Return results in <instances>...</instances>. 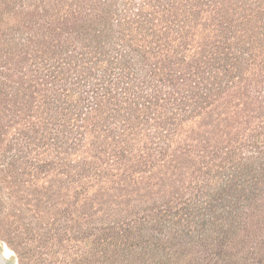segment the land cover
Returning <instances> with one entry per match:
<instances>
[{"label":"trees","instance_id":"trees-1","mask_svg":"<svg viewBox=\"0 0 264 264\" xmlns=\"http://www.w3.org/2000/svg\"><path fill=\"white\" fill-rule=\"evenodd\" d=\"M136 4L40 82L75 192L162 235L198 226L178 241L264 236V0Z\"/></svg>","mask_w":264,"mask_h":264},{"label":"rangeland","instance_id":"rangeland-1","mask_svg":"<svg viewBox=\"0 0 264 264\" xmlns=\"http://www.w3.org/2000/svg\"><path fill=\"white\" fill-rule=\"evenodd\" d=\"M138 2L0 0V247L18 264H261L262 234L178 241L170 233H197L198 226L167 225L162 235L150 225L119 222L105 215L107 208L91 209L87 198L96 188L74 190L66 145H54L49 86L40 82L51 79L55 65L75 61L95 33L116 29ZM174 247L179 256L169 252Z\"/></svg>","mask_w":264,"mask_h":264},{"label":"water","instance_id":"water-1","mask_svg":"<svg viewBox=\"0 0 264 264\" xmlns=\"http://www.w3.org/2000/svg\"><path fill=\"white\" fill-rule=\"evenodd\" d=\"M0 264H18V263L9 259L2 250V248L0 247Z\"/></svg>","mask_w":264,"mask_h":264},{"label":"bare ground","instance_id":"bare-ground-1","mask_svg":"<svg viewBox=\"0 0 264 264\" xmlns=\"http://www.w3.org/2000/svg\"><path fill=\"white\" fill-rule=\"evenodd\" d=\"M3 251L6 254V256L10 259L11 255L9 254L8 250L3 248Z\"/></svg>","mask_w":264,"mask_h":264}]
</instances>
